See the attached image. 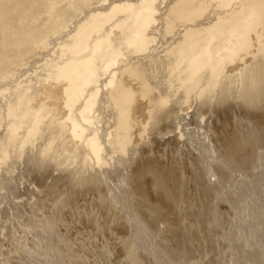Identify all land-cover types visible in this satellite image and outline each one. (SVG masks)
Masks as SVG:
<instances>
[{"label":"rangeland","instance_id":"1","mask_svg":"<svg viewBox=\"0 0 264 264\" xmlns=\"http://www.w3.org/2000/svg\"><path fill=\"white\" fill-rule=\"evenodd\" d=\"M26 1L0 0V68L2 25ZM184 27L162 23L158 63L140 73L145 95L169 102L149 116L138 98L143 123L113 152L103 146L96 161L51 119L23 153L8 148L9 165L0 158V264H264V83L249 91L232 70L208 97L181 103L166 53ZM41 49L0 88L26 80ZM107 100L98 125L112 140L120 115Z\"/></svg>","mask_w":264,"mask_h":264},{"label":"bare ground","instance_id":"2","mask_svg":"<svg viewBox=\"0 0 264 264\" xmlns=\"http://www.w3.org/2000/svg\"><path fill=\"white\" fill-rule=\"evenodd\" d=\"M170 13L185 24L179 37L172 36L166 53V60L172 59L168 64H173L181 103L208 97L218 78L232 70L249 81L247 88L264 83V35L258 30H264V0H27L13 20L2 25L0 82L13 80L9 77L16 74L13 69L23 68L33 51L49 52L26 80L23 71L20 82L16 79L18 83L0 88V158L9 159L13 151L8 148L23 153L40 133L38 127L51 119L63 126L66 122L64 132L82 137L96 161L103 146L113 152L117 146L112 144L130 138L146 113L136 100L149 104L150 116L169 99L162 93L146 96L140 73L158 63L151 56L162 43L159 31ZM101 97L119 110L112 140L98 125L102 115L98 117L97 109L105 102ZM49 101L52 114L45 107Z\"/></svg>","mask_w":264,"mask_h":264}]
</instances>
